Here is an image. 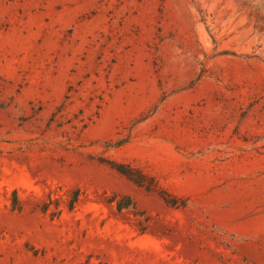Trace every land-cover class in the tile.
Listing matches in <instances>:
<instances>
[{"label": "rangeland", "instance_id": "obj_1", "mask_svg": "<svg viewBox=\"0 0 264 264\" xmlns=\"http://www.w3.org/2000/svg\"><path fill=\"white\" fill-rule=\"evenodd\" d=\"M0 264H264V0H0Z\"/></svg>", "mask_w": 264, "mask_h": 264}, {"label": "trees", "instance_id": "obj_2", "mask_svg": "<svg viewBox=\"0 0 264 264\" xmlns=\"http://www.w3.org/2000/svg\"><path fill=\"white\" fill-rule=\"evenodd\" d=\"M109 164L112 167L116 168L121 173H123V174L129 176L130 178L134 179L136 182H138V183L144 182L143 176L141 174L137 173L133 169L128 168L126 165L120 164V163H116V162H113V161H110ZM81 194L82 193H81V189L80 188L73 189L72 195H71V197L69 199V205H68L69 210H72V209L75 208L76 204L78 203V201H79V199L81 197ZM164 198L168 202H174V199L173 198H170L168 196L167 197L165 196ZM132 203H133L132 199L130 197H128L127 198V202H119L117 204V207H118V209H122L124 207L130 206ZM14 207L15 208H20L21 207L20 204H19V201L17 199V196L14 199ZM41 210L43 212H48V210H49V204L48 203L44 204L41 207ZM53 216H54V214H53Z\"/></svg>", "mask_w": 264, "mask_h": 264}]
</instances>
